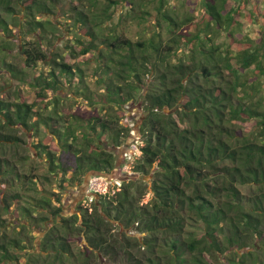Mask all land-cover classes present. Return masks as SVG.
Instances as JSON below:
<instances>
[{
  "label": "trees",
  "instance_id": "trees-1",
  "mask_svg": "<svg viewBox=\"0 0 264 264\" xmlns=\"http://www.w3.org/2000/svg\"><path fill=\"white\" fill-rule=\"evenodd\" d=\"M169 1L77 0L76 44L61 53L50 40L57 23L40 19L52 1L0 0V264H264V30L231 50L215 36L243 23L237 1L202 0L194 29L188 18L181 31ZM118 4L120 22L140 9L132 18L149 23L147 36H103ZM138 92L145 107L133 168L151 180L122 179L64 215L62 188L116 167L115 149L130 136L122 116ZM41 230L36 246L31 232Z\"/></svg>",
  "mask_w": 264,
  "mask_h": 264
},
{
  "label": "rangeland",
  "instance_id": "rangeland-1",
  "mask_svg": "<svg viewBox=\"0 0 264 264\" xmlns=\"http://www.w3.org/2000/svg\"><path fill=\"white\" fill-rule=\"evenodd\" d=\"M49 2H53V8L51 10H48V14L42 15L40 17L41 20L49 19L51 21H55L57 23V29L55 31V34L51 35L50 40L56 42V44L59 45L58 49L61 53H68L70 51V47L73 46V44H76V37H77V29H76V23L74 21L75 14L77 10H74L73 7L78 5L77 0H48ZM237 1L240 7L239 14L237 15L238 19H241L243 23L241 25H236L234 28V31L230 33V36L228 34V31H221L215 36V41L217 43H227L231 45V50H237L239 41H249L248 36L255 39V41H258L261 34V30H264V18L262 12L264 11V0H229V7L232 4H235L234 2ZM86 5H88V2H85ZM126 5V3H124ZM102 7V4H101ZM129 8V5L125 6ZM100 8V7H99ZM167 9L170 13H172L178 21H183L182 26L179 25V30L181 31L183 28L187 27L184 23L185 19L188 18H195V20H192V24L190 29H194L193 22L199 21V19L202 16V0H170L169 4L167 6ZM113 10V16L110 20H103L102 23V30L104 32L103 36L111 31L121 32L127 37H131L134 41H137L138 39H142V37L146 34L147 36V29L145 26L147 25V21H144L143 23H138V21L135 18L136 15H140L141 11L139 8L132 10L130 12L127 19H124L122 22L119 20V15L122 11L121 4H118L116 7L112 8ZM152 13L156 11L155 9H151ZM98 12V11H96ZM95 12V13H96ZM93 12H90L91 15ZM94 13V14H95ZM246 14L247 16L243 15ZM97 14V18H99V14ZM20 15V14H19ZM21 19H24V14L20 15ZM103 19V18H102ZM99 18V21L102 20ZM206 23V19L204 22L200 23L196 28H202ZM149 24V23H148ZM153 25H149L150 29ZM82 34L89 36L87 31L82 30ZM35 35V34H34ZM162 35L167 38V31L165 28L162 30ZM84 36V37H86ZM264 38V35H262ZM27 40H33V38L28 35ZM229 45V46H230ZM244 47V46H242ZM241 47V48H242ZM183 51H179V55H182L185 57L186 53L189 52V48L186 46L183 47ZM17 50L15 48L14 52ZM79 50V47L77 48ZM13 52V53H14ZM19 58V56H17ZM186 60L189 59V56L185 57ZM85 68H88V72L86 75V81L90 84H92L93 80H95L94 76V63L90 62L87 65H83ZM42 65L40 64L38 66V69H41ZM45 71L49 69V67L45 66L43 67ZM249 78V80H252L254 75L252 73H247L245 75ZM93 80H92V79ZM24 87V86H23ZM100 89V86L98 87ZM13 94V93H12ZM30 90L27 91L24 88L23 95L24 99H29ZM14 97V96H13ZM30 100V99H29ZM39 106H42L39 104ZM145 107V104L141 101L139 98V92L136 94V99H132L129 101L126 106V114L122 116L121 123L126 125L128 128L127 130L130 133V136H126L124 144L121 145L116 150V154L118 156L116 167L108 174V177L99 176L95 173H91L88 175H84L81 179V181L74 186H70L68 188H62L60 193L61 201L64 204V211L65 214L70 215L71 213L75 214L77 212L76 202L79 201V199L83 198L82 203L86 206H91L93 199L96 197H99L100 193H105L109 191V187L112 184H117L118 186L122 183L121 179H130V178H142L144 180L150 181L151 176L149 174L143 173L138 174L134 171V160L138 156H140L141 151L139 149V145L142 144V141L140 140V131H139V124L142 120V113L143 108ZM169 108H166V112H171ZM255 124V120H251L249 122H245L242 126L243 132H249L252 128V126ZM240 129V128H239ZM127 134V133H126ZM34 151V149H33ZM36 154V152H35ZM34 154V155H35ZM37 155V154H36ZM37 157V156H35ZM35 169L39 170V173L44 174L47 173V165L44 161V159H33L31 162ZM56 181H52L51 185L52 188H50L49 185H46L48 191H55ZM142 185V184H141ZM97 188V190H94ZM150 188V186H148ZM99 189V190H98ZM107 189V190H106ZM105 191V192H99V191ZM97 191V192H96ZM114 191H111V194H113ZM34 193L33 195H35ZM152 192H147L145 197L142 199L143 202H147L151 196ZM1 201V198H0ZM18 205L12 204L11 213L18 212ZM19 217H22L21 214H19ZM14 215L12 214L9 216L10 225L13 224L14 221ZM13 226H11L12 228ZM10 228V229H11ZM118 227L115 229V233L118 232ZM131 233H135L136 235L142 237L144 234L138 232L136 229H130ZM13 231H11L12 233ZM39 231H33L31 232V236L33 237V242L36 244V246L39 245V238L42 235ZM72 246L74 248H77L79 246L78 244H82L79 239H71ZM104 262V260H103ZM106 264H127V262L123 259L114 263L112 260L111 262L109 260L105 261ZM92 264H100L99 261H94Z\"/></svg>",
  "mask_w": 264,
  "mask_h": 264
},
{
  "label": "flooded vegetation",
  "instance_id": "flooded-vegetation-1",
  "mask_svg": "<svg viewBox=\"0 0 264 264\" xmlns=\"http://www.w3.org/2000/svg\"><path fill=\"white\" fill-rule=\"evenodd\" d=\"M121 180H122V179H121ZM82 201H83V198L79 199V201L76 202V206H78L80 203H82ZM82 204H83V203H82ZM63 206H64V205H63ZM76 206H75V207H76ZM64 208H65V207H64ZM71 214H73V213H71ZM71 214H70V215H71ZM64 215H67V214H65V211H64ZM67 216H69V215H67Z\"/></svg>",
  "mask_w": 264,
  "mask_h": 264
},
{
  "label": "built area",
  "instance_id": "built-area-1",
  "mask_svg": "<svg viewBox=\"0 0 264 264\" xmlns=\"http://www.w3.org/2000/svg\"><path fill=\"white\" fill-rule=\"evenodd\" d=\"M94 190H97V188H95ZM98 190H99V189H98ZM106 190H107V189H106ZM96 192H97V191H96ZM99 192H105V191H102V190H101V191H99Z\"/></svg>",
  "mask_w": 264,
  "mask_h": 264
}]
</instances>
